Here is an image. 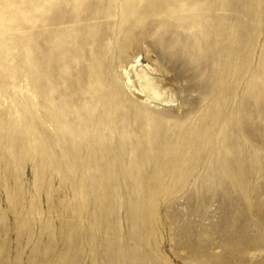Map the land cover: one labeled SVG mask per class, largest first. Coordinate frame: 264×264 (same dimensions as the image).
I'll return each instance as SVG.
<instances>
[{"label":"rangeland","instance_id":"1","mask_svg":"<svg viewBox=\"0 0 264 264\" xmlns=\"http://www.w3.org/2000/svg\"><path fill=\"white\" fill-rule=\"evenodd\" d=\"M0 264H264V0H0Z\"/></svg>","mask_w":264,"mask_h":264},{"label":"bare ground","instance_id":"2","mask_svg":"<svg viewBox=\"0 0 264 264\" xmlns=\"http://www.w3.org/2000/svg\"><path fill=\"white\" fill-rule=\"evenodd\" d=\"M36 67V64H34ZM143 90L145 89L151 96H159L161 95L160 90L157 89L155 84L151 81V77L148 73L145 74V77L140 81Z\"/></svg>","mask_w":264,"mask_h":264}]
</instances>
